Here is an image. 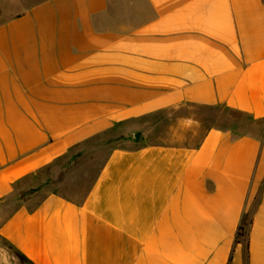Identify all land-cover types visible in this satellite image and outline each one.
Returning a JSON list of instances; mask_svg holds the SVG:
<instances>
[{
    "label": "crops",
    "instance_id": "crops-1",
    "mask_svg": "<svg viewBox=\"0 0 264 264\" xmlns=\"http://www.w3.org/2000/svg\"><path fill=\"white\" fill-rule=\"evenodd\" d=\"M100 137L82 197L59 183L12 211ZM0 244V264L6 245L30 264H264V0H0Z\"/></svg>",
    "mask_w": 264,
    "mask_h": 264
},
{
    "label": "rangeland",
    "instance_id": "rangeland-1",
    "mask_svg": "<svg viewBox=\"0 0 264 264\" xmlns=\"http://www.w3.org/2000/svg\"><path fill=\"white\" fill-rule=\"evenodd\" d=\"M109 149L110 146L105 142L104 137L96 138L73 149L53 166H49L40 174L35 175L27 187L20 188L10 197L12 211L22 201L33 195L39 187L52 188L57 187L60 183L65 192H74L77 197H82L94 181ZM5 247H7L5 250L9 252L12 264H30L13 249L7 245Z\"/></svg>",
    "mask_w": 264,
    "mask_h": 264
},
{
    "label": "trees",
    "instance_id": "trees-1",
    "mask_svg": "<svg viewBox=\"0 0 264 264\" xmlns=\"http://www.w3.org/2000/svg\"><path fill=\"white\" fill-rule=\"evenodd\" d=\"M252 222H253V217L250 213H246L243 215L241 219V223L237 230V236H236L237 242H248L249 232H250Z\"/></svg>",
    "mask_w": 264,
    "mask_h": 264
}]
</instances>
